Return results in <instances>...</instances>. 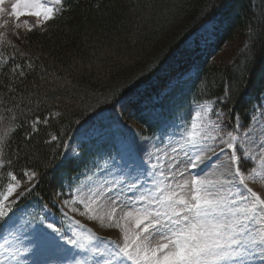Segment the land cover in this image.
<instances>
[{"label":"trees","instance_id":"16d2710c","mask_svg":"<svg viewBox=\"0 0 264 264\" xmlns=\"http://www.w3.org/2000/svg\"><path fill=\"white\" fill-rule=\"evenodd\" d=\"M210 19L221 28L215 40L181 65L175 53ZM0 57V131L14 129L0 138V191L12 175L35 173L37 185L17 205L60 217L57 200L87 169L64 157L71 136L104 111L154 135L160 122L147 104L178 70L194 74L170 98L214 101L226 132L251 126L264 104V0H61L42 27L1 38Z\"/></svg>","mask_w":264,"mask_h":264},{"label":"rangeland","instance_id":"374dc122","mask_svg":"<svg viewBox=\"0 0 264 264\" xmlns=\"http://www.w3.org/2000/svg\"><path fill=\"white\" fill-rule=\"evenodd\" d=\"M16 2L3 0L0 5L3 9L0 11V39L11 37L20 40L32 29L49 21H45L43 15H23L17 20L11 15V7ZM36 2L45 8L52 7L53 16L61 5L55 0ZM218 27L215 19L202 24L174 58L181 65H186L187 58L199 59L221 30ZM167 67L165 62L163 68ZM193 74L194 68L176 71L169 87L148 102L150 119L160 122L154 135L148 134L139 121L115 120L108 111H104L90 126L71 136L64 157L79 158L87 169L72 189L67 187L65 197L57 200L59 219L47 210L40 211L37 203L17 205L37 185L39 177L28 174L23 181L17 179L19 187L3 201L6 215L0 217V264H130L112 254L116 245L124 243V225L135 230L134 220L125 221L122 217L130 210L145 207L147 202L141 200V196L154 191L164 177H168L166 183H171L174 174L180 180L179 173L183 172V178L191 179L204 167L192 169L185 166L186 153L195 154L200 150L185 144V141L189 138L191 124L201 123V118L204 123L211 121L218 126L217 132L213 133L215 139L205 144L215 149L219 159L212 152H201L205 164L210 165L208 172L221 171L222 162L227 163L228 157L235 154L240 157L238 166L241 172L247 176L249 173L245 172L244 165L246 169L253 166L248 155L264 151L261 147L264 144V104L254 107L251 126L242 135L226 132L218 117L213 115L214 101L196 103L193 98L180 99V93L171 98L167 95L173 86L189 81ZM205 108L209 109L206 116ZM197 112L201 113V118L196 116ZM227 133L237 137L233 141L235 149L228 148ZM9 179L14 183L11 177ZM246 182L264 197V183L250 179ZM7 186L0 193H6ZM239 190L243 191V188ZM113 209L114 216L110 215ZM7 216H10L8 221H3ZM49 224L53 227L49 228ZM73 240L75 244L69 243ZM231 264H264V250L259 247L250 249Z\"/></svg>","mask_w":264,"mask_h":264},{"label":"snow or ice","instance_id":"6c2138e0","mask_svg":"<svg viewBox=\"0 0 264 264\" xmlns=\"http://www.w3.org/2000/svg\"><path fill=\"white\" fill-rule=\"evenodd\" d=\"M55 3L60 4L61 0H55ZM2 4L3 0H0ZM53 14L52 7L45 8L36 0H17L11 7V15L17 20L23 15H43L47 21L53 18ZM12 71L16 73L15 68ZM19 74L23 75V71ZM203 111L206 116L209 109ZM196 116L201 118V113L197 112ZM4 119L6 117L0 115V121ZM9 119L15 120L16 117ZM217 129L218 126L211 121L204 123L203 118L201 123L191 124L185 144L200 150L195 154L186 153L185 166L192 169L204 167L191 179L183 178V172L179 173L180 180L174 174L171 183H166L168 177H164L154 191L142 195L141 200L147 205L130 210L122 217L125 221L134 220L135 230L124 225V243L115 246L113 255L130 264H231L250 249L259 247L264 250V197L246 182L250 179L264 183V151L248 155L253 166L245 169L249 173L247 176L241 172L238 166L240 157L235 154L228 157L227 163L222 162L221 171L208 172L210 165L205 164L201 152H212L219 159L215 149L205 144L215 139L213 133ZM12 131V128L0 131V138L10 136ZM227 135L228 148L235 149L233 141L237 137L232 133ZM261 147L264 148V144ZM31 175L35 176V173ZM11 180L14 183L8 184L6 193H0V217L6 215L3 201L20 184L14 175ZM241 187L243 191L239 190ZM110 215H115V209ZM69 243L75 244L76 241Z\"/></svg>","mask_w":264,"mask_h":264}]
</instances>
